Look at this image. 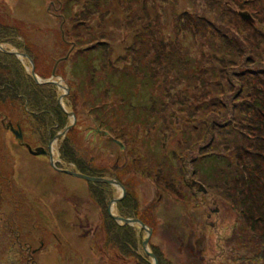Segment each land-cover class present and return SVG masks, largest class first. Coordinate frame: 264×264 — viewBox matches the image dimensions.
Listing matches in <instances>:
<instances>
[{"label": "rangeland", "instance_id": "374dc122", "mask_svg": "<svg viewBox=\"0 0 264 264\" xmlns=\"http://www.w3.org/2000/svg\"><path fill=\"white\" fill-rule=\"evenodd\" d=\"M0 26L13 33L0 43L3 50L31 54L33 65L14 56L25 74L31 77L33 66L39 81L59 85L52 84L55 101L75 116V134L67 139L79 159L92 158V166L106 164L109 171L122 162L115 144L92 133L95 123L125 142V195L133 194L140 206L152 202L143 213L151 231L146 251L157 247L171 264H264V216L258 218L257 201L251 221L240 209L250 193L264 202V152L242 148L237 158L238 141L247 148L264 145V0H0ZM97 54L105 73L112 67L109 77L92 73L100 65L98 58L91 62ZM140 68L149 69L141 84L131 79L118 85V70ZM229 105L238 115L237 141L223 117ZM25 116L21 102L0 94V264H106L98 253L101 241L93 240L100 209L91 184L56 171L74 170L59 159L65 136L54 142V167L48 156L27 152L24 145H48ZM16 122L21 140L10 130H17ZM211 122L224 125L211 135ZM217 149L231 163V173L222 170L228 177L204 171L210 164L200 162L202 153ZM245 152L255 164L251 179L259 183L250 192L243 187L240 199L241 185L231 177L247 162ZM188 160L196 174L185 177L181 168L184 161L192 164ZM192 180L205 193L195 186L199 194L193 195ZM110 189L113 198L121 196L119 188ZM111 213L117 214L115 206ZM134 226L137 254L117 248L118 254L153 264L142 246L147 233Z\"/></svg>", "mask_w": 264, "mask_h": 264}, {"label": "trees", "instance_id": "16d2710c", "mask_svg": "<svg viewBox=\"0 0 264 264\" xmlns=\"http://www.w3.org/2000/svg\"><path fill=\"white\" fill-rule=\"evenodd\" d=\"M88 3L86 4V6H92ZM245 3H247V1ZM224 7L227 8L226 6ZM12 34H13L12 30L10 31L9 29H7L6 26L4 27L0 26V43L5 42L6 41L5 37L7 35H12ZM8 40L10 43L14 44L13 37L8 38ZM98 54L96 55V57L93 58V60L91 58V62L94 60L96 61V58H98L100 62L98 69L93 70L92 73H94V71L95 72L100 71V74L102 75L107 74V77H109L110 73L112 72V67L107 66L106 67L107 72L105 73L103 71L105 70V63L102 59V56L98 57ZM25 55L27 57L31 56L29 51H25ZM15 60L16 58L13 55L5 54L2 52L0 53V79L3 78V81L2 82L0 81V94H6V96L9 99H12V101H18L22 103L23 112L26 115L25 124L27 126L29 125V128L31 129V132L33 134L38 135V137L40 138V141L42 142V145L47 146L49 142L54 139L55 135L59 131L64 130L65 127L68 125L67 124L68 116L66 113H64L61 110L58 102L55 101L54 85L36 84V82L32 79V77H29L25 74L22 67ZM91 62L87 64L88 71L91 67ZM10 66L12 67V69H10ZM93 66H94V63H93ZM87 68L85 66L81 67V69H87ZM143 69H144V66H143ZM143 69L142 68L137 69L136 72L132 70H128V69H126V71L118 70L117 74L120 73L121 75V78L118 79V85L119 84L126 85V81L131 80V79H136L138 80L137 83H140V82L142 83L143 79H146L145 70L146 72H149L148 68H145L144 72H143ZM36 70L37 69L34 67V73H36ZM87 76H89V74H87ZM46 77L48 76H45V77L40 76V78L42 79H45ZM150 78L151 76H149L148 78L149 82H150ZM153 78L155 79V77ZM92 81L94 82V78L92 79ZM146 83L147 81H145L144 84ZM29 116H31V118L34 120L35 123L29 122L30 120H32L31 118H28ZM236 116L238 117V115H236L233 112L232 107H230V105L227 106L226 113L223 117H227L229 119L228 123H230L232 128L236 131V132L228 133L229 135L233 137L234 141H237L238 138L242 136V134L236 127L237 125ZM16 123L20 126V129L22 130L21 128L22 126L20 125V123L18 122ZM217 124L219 125V127L224 125L220 123L211 122L210 128L208 130L209 134L213 135L215 133L214 129L217 127ZM94 126L95 128L107 133L108 142L113 143L110 141V139H114V140L119 141L122 144V146L124 147L123 150H120V148L115 144L118 147V150L122 151V154H123V159L120 165H117L116 168H111L109 171V169H107L108 167L106 164L101 165L100 167L92 166L91 162L94 160V159L92 160V158H89L86 161L79 159L77 157L78 155L75 153V150H72L71 148L72 143L68 142L69 139H67L69 137L68 135L74 136L75 132L72 131L73 127L67 131L65 138L63 139V141L61 142L59 146L60 160L63 161L67 165L69 164L73 165L78 170V172L88 175V176L115 178L123 186V188H125V190L127 191L128 190L127 183H124L122 180L123 176H120V174L124 175V173H127V171L130 170L129 169L130 167L128 164L129 163V159L127 155L128 153L126 154L127 146L125 142H123V140L121 141L119 138L114 137L112 133L106 128V126L98 125L96 123L94 124ZM192 133H194L193 130H192ZM227 140L230 141L229 138H227ZM237 144H240V145H237V151L239 152V154L237 155V158L243 157L242 148L247 149V150L248 149L254 150L256 153L260 152V150L264 152V145L262 147V145L258 143H253L252 145H249L248 143L247 144L249 145L248 148L243 146V144L240 141H238ZM219 152L220 151H218L217 149L215 150V152H212V153H207V154L202 153L200 155V162H202V164L204 163L205 167L208 165V163L210 164L208 167L204 169V171L205 170L207 171V169H210L211 174L213 175H227L228 177V174L226 172H223L222 170L224 167V171L226 169H229L231 173V163L227 158H225V156L219 154ZM245 154H246L247 162H243L242 167L240 169L238 168V174L236 176H233L231 174L232 175L231 178H233L235 181H239L236 184L241 185V190L238 191L239 192L238 194L240 195V199H242L244 195L243 187H245V190L247 189L250 192V189H252V186H255L256 184L259 183L257 182L256 179L253 178V181L251 179L252 178V175L250 174L251 167L255 166V164L253 163L251 164L249 161V156L251 154H248L247 152H245ZM237 158H236V155L234 154V161L237 162V164L235 165H238ZM195 161H197V159ZM220 161L222 162V164H220ZM133 162L134 161H132L131 163ZM188 162H192V164L187 165V162L185 163L184 161L182 168H181V173L185 177L190 174L192 175L196 174V171H193V167H192V165H194L193 160H188ZM170 169L172 170V168ZM166 176L171 177V173H166ZM253 182L255 183L253 184ZM89 184H91V187L93 188V192L91 194L94 196L95 202L100 209L99 213H100L101 235H102L101 247L104 250L115 248L116 251H117V248H119L121 251L125 250L126 254H129V255L137 254L136 251H137V248H139V242H140L139 237H136L137 231L131 226H127V225L118 226L115 222H113V220L107 214L108 204L110 200L113 198L112 190L110 189L111 186L108 184H103V183L102 184L89 183ZM187 185L191 188V192L193 195L197 196L199 194L196 191L195 186L191 185L190 182ZM248 197L249 199L247 200V202H245L246 200L245 198L242 199V202L244 204L240 206V209L241 211L245 209L244 211L248 212L247 215L249 216V221H251L254 214L257 213V207L255 205L256 201L258 203V218L264 216L263 200H261L258 197V195H252L251 193L250 195H248ZM151 203L152 202L140 206L138 204L137 198L133 194H126L116 204L117 214L122 218H137L143 224L150 227L148 217L143 215V213H146L151 209V206H150ZM261 222H263V220H261ZM152 253L156 257L158 264H171L170 261L167 260L166 257H164V254L160 250H158L157 247L153 248Z\"/></svg>", "mask_w": 264, "mask_h": 264}, {"label": "water", "instance_id": "95a60500", "mask_svg": "<svg viewBox=\"0 0 264 264\" xmlns=\"http://www.w3.org/2000/svg\"><path fill=\"white\" fill-rule=\"evenodd\" d=\"M239 16L244 19V20H247V21H250L252 22V19L251 17L249 16V14L245 13V12H240L239 13ZM0 51L2 53H5V54H10V55H13L17 58H26L29 60L30 64H32L31 60L25 55V53H20V52H16V51H9V50H3L1 45H0ZM30 76L32 77V79L36 82V84H55L56 86H59L58 84H56L55 82L53 81H50V80H45V81H39L37 79V76L35 75L34 71H33V66H32V70L30 72ZM51 78H57L56 75H55V71L53 70V72L51 73ZM59 103V101H58ZM61 110L67 114L68 117H72V123L67 126L62 132L58 133L53 140H51L48 144V147L47 149H44L43 147H37L35 149H32L31 147H29L28 145H25L26 146V149L27 151L33 155V156H46L48 155L49 157V161H50V164L52 166H54V163H53V159H52V153H51V146H52V143L59 140V139H62L65 134L67 133V131L72 127L74 126L75 124V116L73 113H67L64 111V109L62 108L61 105H59ZM10 130L11 132L14 134L15 138L18 139V140H21L22 139V133H21V130L19 128H17V130H14L13 128L10 127ZM91 133V131L89 132ZM94 133L95 134H98L99 136H107V133L104 132V131H101L99 129H94ZM111 142H113L114 144H116L120 150H123L124 147L122 146V144L117 141V140H114V139H110ZM55 167V166H54ZM62 172H64L66 175H69V176H72L74 178H77V179H82L88 183H92V184H108L110 186H115L117 188H119L121 190V196L119 198H113L112 201L110 202L109 206H108V214L109 216L114 219L115 221H117L121 226H124V225H127V226H134V225H138L137 228L139 229H142L143 231H145L147 233V238L142 242V246H143V250L144 252L148 255V257L150 259H152L153 261V264H157V261L155 260V257L153 256V254L149 253L148 251H146V245H147V240L151 234V231L149 229L146 228V226L140 222L138 219H131V218H122L118 215H113L111 213V207L116 204L124 195H125V190L123 188V186L116 180V179H106V178H99V177H92V176H88V175H85V174H82L80 172H78L77 170H64L62 169L61 170ZM191 185L193 186H197V190L199 192H203L205 193V189L203 188V186L195 181H191L190 182ZM136 227V226H134Z\"/></svg>", "mask_w": 264, "mask_h": 264}, {"label": "flooded vegetation", "instance_id": "af4514ba", "mask_svg": "<svg viewBox=\"0 0 264 264\" xmlns=\"http://www.w3.org/2000/svg\"><path fill=\"white\" fill-rule=\"evenodd\" d=\"M18 128L20 129V127L18 126ZM21 130V129H20ZM93 131V132H92ZM91 132L94 134V130H92ZM107 137V136H106ZM108 138V137H107ZM103 141H101V143H102ZM104 143H107V142H104ZM25 146V145H24ZM26 147V146H25ZM39 147H42V146H39ZM45 149V148H44ZM28 152V151H27ZM29 153V152H28ZM46 156H48V155H46ZM49 158V157H48ZM55 167H56V165H55ZM58 173H62L61 171H60V168H57V170H56ZM99 178H104V177H99ZM113 199V198H112ZM112 199L110 200V202L112 201ZM109 202V203H110ZM117 204V203H116ZM116 204H115V207H116ZM108 206H109V204H108ZM108 208V207H107ZM107 214H108V210H107ZM100 215V214H99ZM109 215V214H108ZM118 215V214H117ZM119 216V215H118ZM110 217V216H109ZM111 218V217H110ZM112 219V218H111ZM99 220H100V217H99ZM113 220V222H115L118 226H121L117 221H115L114 219H112ZM139 220V219H138ZM100 222V224L96 227V228H94L93 230V235H94V239L93 240H95V241H101V239H102V235H101V221H99ZM134 228V227H133ZM83 236H85V237H82L81 239H85L86 238V236L87 235H83ZM101 244V243H100ZM176 245L177 246H180V248L181 247H183V245L182 244H180L179 243V241H178V243L176 242ZM124 251V250H123ZM190 252H192V251H190ZM33 253H35V251H32V254ZM98 253H99V255H100V257H103V260H104V262H106V264H134L133 262H128V257H123V256H125V255H128V254H126V251H125V255H123V254H118V251H116V249L115 248H111V249H107V250H104L103 248H100V249H98ZM194 253V252H193ZM32 254H31V256H32ZM192 254V253H191ZM119 256H121V257H119ZM148 256V255H147Z\"/></svg>", "mask_w": 264, "mask_h": 264}, {"label": "bare ground", "instance_id": "6f19581e", "mask_svg": "<svg viewBox=\"0 0 264 264\" xmlns=\"http://www.w3.org/2000/svg\"><path fill=\"white\" fill-rule=\"evenodd\" d=\"M61 82V81H60ZM60 86L63 88V85L62 84H60ZM67 127V126H66ZM65 127V128H66ZM51 148H52V152H53V150L55 149V147H54V142L52 143V146H51ZM60 159V158H59ZM61 164V163H60ZM62 165V164H61ZM55 166V165H54ZM66 166H69V165H67L66 164ZM62 169H64V168H60V171L62 170ZM65 170V169H64ZM67 170V169H66ZM74 170H77L75 167H74ZM74 170H72V171H74ZM78 171V170H77ZM62 172V171H61ZM63 174H65L64 172H62ZM115 187V186H114ZM125 196V195H124ZM110 204V203H109ZM113 206H115V204L113 205ZM131 219H137V218H131ZM140 221V220H139ZM141 222V221H140ZM141 231H143L142 229H140Z\"/></svg>", "mask_w": 264, "mask_h": 264}]
</instances>
